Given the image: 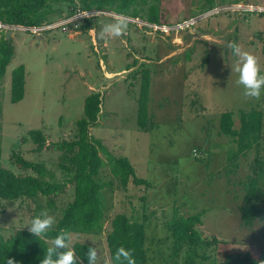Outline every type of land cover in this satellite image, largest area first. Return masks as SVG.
<instances>
[{"label":"rangeland","instance_id":"rangeland-1","mask_svg":"<svg viewBox=\"0 0 264 264\" xmlns=\"http://www.w3.org/2000/svg\"><path fill=\"white\" fill-rule=\"evenodd\" d=\"M234 1L157 0L161 20L168 24L200 16L194 26L168 33L127 20L121 36L101 37L103 26L115 22L116 15L109 14L94 16L96 26L87 32L79 27L86 18L43 30L40 37L30 29H15L11 36L14 56L0 80L2 165L23 173L12 161V153L17 152L27 160L44 163L56 180L63 181L64 173L58 168L60 152L52 143L75 137L84 98L98 91L101 112L90 129L91 135L112 153L126 156L135 173L145 175L151 183L145 187L130 181L127 190L116 182L112 185L105 232L111 217L119 212L143 220L149 264H165L166 260L175 264L169 259L172 240L166 223L174 207L179 206L185 214L203 212L204 225L197 227L203 235L218 239L216 248L208 249L217 260L229 249H264V219L244 226L240 218L244 184L252 173L255 151L241 156L237 166H226V152L218 146L219 142H229L228 137L217 133L223 111L238 113L257 108L264 113V89L258 100L244 99L242 87L236 84L237 75L231 72L235 57L225 47L229 41L236 42L257 57L264 72V13L242 11L235 19L224 12L204 15L217 4ZM247 1L264 4V0H243ZM81 7L80 0L60 3L50 19L56 23ZM223 19L221 23L216 21ZM21 63L26 67L25 94L20 101L12 102L11 71ZM142 63L150 68L147 131L136 122ZM107 71L113 74L106 75ZM239 122L235 115V125ZM30 129L43 131L47 139L43 150H33ZM208 141L213 142L211 151ZM260 153L264 158V150ZM73 196L74 187L67 184L55 195L3 201L0 232L8 237L18 228H28L43 211L56 223ZM50 201L53 206L48 205ZM259 205L264 209V200ZM70 234L69 246L81 241L97 248V264L110 258L104 233ZM178 261L182 264L181 257Z\"/></svg>","mask_w":264,"mask_h":264},{"label":"trees","instance_id":"trees-1","mask_svg":"<svg viewBox=\"0 0 264 264\" xmlns=\"http://www.w3.org/2000/svg\"><path fill=\"white\" fill-rule=\"evenodd\" d=\"M80 1L82 10H104L151 23H166L161 20L160 7L155 2L157 0ZM73 2L74 0H0V23L27 27L50 24L53 23L50 16L58 11L57 6L60 3ZM95 24V18L89 17L79 27L82 32H87L94 28ZM11 39L8 42L2 30L0 80L14 56ZM188 54L186 56L189 58ZM132 66L133 63L128 64L126 70ZM139 75L136 122L139 128L147 131L150 123L148 64L142 63ZM25 86L26 67L21 63L11 71L10 101L18 102L23 99ZM101 101L100 92L87 94L82 116L76 121L75 137L52 143V147L60 152L58 168L64 173L63 181L56 180L54 173L44 163L27 160L17 152L12 153V161L24 172L16 173L5 168L1 161L0 145V216L5 210L3 201L24 197L36 198L39 195L51 196L60 192L67 184L74 187L72 201L66 204L46 235L35 237L28 228H18L8 237L0 232V264H6L7 258H14L16 264H40L45 250L52 245V240L61 229L70 233H104L109 257L114 255L119 246H124L133 251L136 264H149L146 224L143 220L133 219L125 212H119L111 217L108 231H104V223L111 205L109 193L113 192L112 185L116 182L122 190H127L130 181L145 187H149L151 183L135 173L133 164L126 156L112 153L100 139L91 135L90 129L97 123L101 112ZM263 114V111L257 108L239 110L238 113L223 111L219 119L217 133L229 138L227 143H218L226 152V166L229 163V166H237V160L241 156L251 149L255 151L254 167L244 184V204L240 207L241 223L244 226H251L255 220L264 219V209L259 205L264 200V158L260 153L264 150ZM235 115L239 117V126L235 125ZM28 136L34 143L33 150L41 151L46 147L47 139L41 129H30ZM212 144L210 141V148ZM28 170L32 172H26ZM48 205L54 204L50 201ZM178 207H174L173 217L166 223L168 237L172 240L169 259L175 264L179 262L180 257L182 264H205L206 260H209L207 264H260L264 261V249H229L223 253L221 260H217L211 256L213 252L208 249L214 250L215 245L219 243L218 239L215 236L203 235L197 227L202 223V211L185 214L180 212ZM89 245L90 243L76 241L69 249L74 251L78 261L87 264L86 250Z\"/></svg>","mask_w":264,"mask_h":264},{"label":"clouds","instance_id":"clouds-1","mask_svg":"<svg viewBox=\"0 0 264 264\" xmlns=\"http://www.w3.org/2000/svg\"><path fill=\"white\" fill-rule=\"evenodd\" d=\"M16 26L24 29L22 25ZM126 27L127 18L122 14H117L115 22L103 26L101 37H119L124 33ZM225 47L230 49L235 57L231 72L237 75L236 84L242 87L244 99L258 100L262 89H264V72L261 71L257 57L242 50L236 42L229 41ZM54 224L55 218L47 211H43L34 217L27 227L32 235L41 237L46 235ZM70 239V232L61 229L52 240V245L45 250L40 264H84L83 261H78L74 251L69 249L68 241ZM98 256L97 248L90 244L86 250L87 264H97ZM6 264H16V261L14 258H7ZM104 264H136V260L131 249L119 246L112 257L105 259ZM260 264H264V261H261Z\"/></svg>","mask_w":264,"mask_h":264},{"label":"built area","instance_id":"built-area-1","mask_svg":"<svg viewBox=\"0 0 264 264\" xmlns=\"http://www.w3.org/2000/svg\"><path fill=\"white\" fill-rule=\"evenodd\" d=\"M230 10L231 11H251V12H256L257 14H260V13H264V5L253 4V3H232L230 5L213 8L211 11L204 13V15L206 16L207 14L209 15L211 13H215L219 11H230ZM103 14L117 15L113 12L104 11V10L78 9L70 17H65L56 23H50V24L41 25V26H31L29 27V29L30 31H32L33 34L40 35V33L43 30L50 29L54 26L70 24V23L73 24V22L78 23L79 20L81 21L82 19H85V18L94 17L98 15H103ZM125 17L127 18V20L135 22L138 25L143 26L145 28L152 29L154 31H160V32L167 31V33L169 32V30H179V29L190 28L191 26H194V24L200 18V16L199 17L193 16V17L181 19V21H178L174 24H168V23L156 24V23H151V22L139 19V18H133L129 16H125ZM74 26L77 27L78 25L74 24ZM0 28L4 30L8 28H13L15 30V29H19L22 27L16 26V25H10L6 23H0Z\"/></svg>","mask_w":264,"mask_h":264},{"label":"crops","instance_id":"crops-1","mask_svg":"<svg viewBox=\"0 0 264 264\" xmlns=\"http://www.w3.org/2000/svg\"><path fill=\"white\" fill-rule=\"evenodd\" d=\"M232 3H252V2H243V0H235L234 2H232ZM232 3H230V4H232ZM229 3L228 4H224V5H215V7H219V6H225V5H230ZM253 4H259V5H264V4H260V3H258V2H256V3H253ZM214 6V5H213ZM207 11H209V10H207ZM204 12H206V11H203V13ZM222 12H224V13H229V17H233L234 19H235V17H237V16H239L240 14H241V12L242 11H219V12H215V14H217V13H222ZM211 14H214V13H211ZM233 15V16H232ZM227 16V17H228ZM224 20L225 19H223V20H221V21H219V20H216V21H218V23H221L222 21L224 22ZM213 22H215V21H213ZM226 24H227V22H226ZM262 28H264V27H262ZM202 34H204V33H202ZM237 36V35H236ZM236 39H237V37L235 38V41H236ZM109 75V74H113V72H106V75ZM209 143H210V141H208V144H207V146H208V149L211 151V148H210V146H209ZM110 149V148H109ZM124 153V152H123ZM131 163H132V161H131ZM139 176V175H138ZM139 177H142V178H145V179H148L145 175L144 176H139ZM203 213V212H202ZM202 217H203V214H202ZM201 217V219H202V223H201V225H204V222H203V218Z\"/></svg>","mask_w":264,"mask_h":264},{"label":"water","instance_id":"water-1","mask_svg":"<svg viewBox=\"0 0 264 264\" xmlns=\"http://www.w3.org/2000/svg\"><path fill=\"white\" fill-rule=\"evenodd\" d=\"M116 14V13H115ZM25 30H27V29H29V27H23ZM14 33V29L13 28H8V29H6V30H4V37H5V39L8 41V42H10V39H11V36H12V34ZM35 36H39L40 37V35H36V34H34Z\"/></svg>","mask_w":264,"mask_h":264},{"label":"bare ground","instance_id":"bare-ground-1","mask_svg":"<svg viewBox=\"0 0 264 264\" xmlns=\"http://www.w3.org/2000/svg\"><path fill=\"white\" fill-rule=\"evenodd\" d=\"M106 73V72H105Z\"/></svg>","mask_w":264,"mask_h":264}]
</instances>
